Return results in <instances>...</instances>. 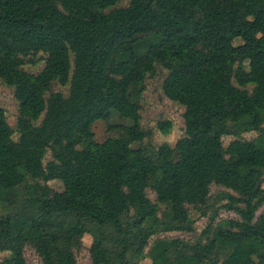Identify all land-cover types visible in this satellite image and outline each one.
Returning a JSON list of instances; mask_svg holds the SVG:
<instances>
[{
	"label": "trees",
	"instance_id": "obj_1",
	"mask_svg": "<svg viewBox=\"0 0 264 264\" xmlns=\"http://www.w3.org/2000/svg\"><path fill=\"white\" fill-rule=\"evenodd\" d=\"M117 1L0 0V80L18 101L15 128L0 107V264H27L26 245L42 264H78L85 234L92 264H190L195 253L197 264H259L264 0H130L105 11ZM38 53L40 71L24 70ZM156 63L168 70L163 94L184 107V135L173 147H133L149 135L138 98ZM113 114L131 123L95 141L93 123ZM250 131L259 134L239 138ZM225 135L238 139L224 148ZM52 173L62 191L48 185ZM212 184L234 193L224 198L239 218L209 224L194 243L163 238L148 250L159 233L194 230L187 207L202 206ZM27 227L36 234L24 236Z\"/></svg>",
	"mask_w": 264,
	"mask_h": 264
},
{
	"label": "rangeland",
	"instance_id": "obj_2",
	"mask_svg": "<svg viewBox=\"0 0 264 264\" xmlns=\"http://www.w3.org/2000/svg\"><path fill=\"white\" fill-rule=\"evenodd\" d=\"M129 1L130 0H118L114 6L106 9L105 11L107 12L114 7H125L128 5ZM238 42H240V40L236 39L233 43L237 44ZM44 57L45 54L43 53H38L37 55H28L25 58V63L22 65V68L30 73H37L44 65ZM244 64L246 65L247 61H245ZM167 73L168 70L166 68H164L161 64L156 63L154 71L152 73L146 74L143 80V89L138 98L140 103L139 123L144 130L149 132V135L142 141L134 143L132 145L133 147L148 146L157 148L164 143L173 147L177 140L184 135V107L167 98L162 91V82ZM253 86L254 85L251 83L247 84L245 87L251 90ZM51 89L53 91H61L64 94H67L68 85L63 86L57 82H54L51 86ZM0 107L4 109L5 118L8 124L15 128L16 119L18 117V101L14 95V87L6 84L3 80H0ZM165 120L171 122V128L167 133H163L158 129V123ZM39 122L40 119L34 123L38 124ZM130 123L131 122L129 119L121 118L117 114H113V116L108 121L97 120L92 125L94 140L97 142H102L108 136H115L120 132L121 126L129 125ZM109 126H112V128H109ZM258 134L259 132L257 131L245 132L242 133L239 138L252 140ZM12 139L17 140L18 134L14 133L12 135ZM235 139H238V137L233 135L223 136V147L226 148L227 145ZM50 159V151L47 150L42 161L44 164H46ZM48 185L54 190L62 191L63 186L58 173H52L49 176ZM226 193L234 194L231 190L225 187L212 184L210 186L209 197L202 206L189 205L187 207L189 216L193 220L194 230L192 232L175 231L159 233L150 238L147 249L149 250L151 244H153L154 241L163 238H179L185 242L194 243L195 241L202 238L201 232L209 224L215 226L221 223L223 220L238 219L239 217L237 214L233 210H230L226 207L228 204V200L224 198V194ZM147 195L151 201L155 202V194L152 191L147 190ZM201 210H203L204 213L201 212ZM259 214H264V205L257 210L256 215ZM23 234L26 237H31L36 234V231L31 227H27L25 228ZM88 238L91 239L90 236ZM229 241L231 243H238L239 237L231 234L229 235ZM88 244L89 241H87V238H85L84 235L82 238V248L75 252L78 264H92L88 253ZM7 255V252H0V260ZM155 255L157 258L161 259L162 262H164L163 251L161 249L155 251ZM24 256L27 264H42L35 250L29 245H26L24 248ZM191 261L192 264H197L198 253H195L191 256ZM258 261L259 264H264V258L258 259Z\"/></svg>",
	"mask_w": 264,
	"mask_h": 264
},
{
	"label": "crops",
	"instance_id": "obj_3",
	"mask_svg": "<svg viewBox=\"0 0 264 264\" xmlns=\"http://www.w3.org/2000/svg\"><path fill=\"white\" fill-rule=\"evenodd\" d=\"M237 40H239V39H237ZM90 235L89 234H85V238H87V241H89V244H88V247L90 246V243H91V239L90 238H88ZM91 237V236H90ZM88 239H90V240H88ZM151 264V260L148 258V257H146L143 261H142V264ZM190 264H192V261H191V263ZM196 264V263H195Z\"/></svg>",
	"mask_w": 264,
	"mask_h": 264
}]
</instances>
